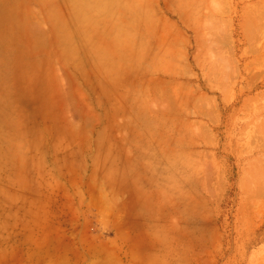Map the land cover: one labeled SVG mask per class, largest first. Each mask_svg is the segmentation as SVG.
<instances>
[{
  "label": "rangeland",
  "instance_id": "rangeland-1",
  "mask_svg": "<svg viewBox=\"0 0 264 264\" xmlns=\"http://www.w3.org/2000/svg\"><path fill=\"white\" fill-rule=\"evenodd\" d=\"M263 3L204 2L168 75L0 91V264H264Z\"/></svg>",
  "mask_w": 264,
  "mask_h": 264
},
{
  "label": "crops",
  "instance_id": "crops-1",
  "mask_svg": "<svg viewBox=\"0 0 264 264\" xmlns=\"http://www.w3.org/2000/svg\"><path fill=\"white\" fill-rule=\"evenodd\" d=\"M208 1L0 0V91L68 88L69 75H168L160 61L170 53L177 69ZM69 62L119 63L128 72Z\"/></svg>",
  "mask_w": 264,
  "mask_h": 264
},
{
  "label": "bare ground",
  "instance_id": "bare-ground-1",
  "mask_svg": "<svg viewBox=\"0 0 264 264\" xmlns=\"http://www.w3.org/2000/svg\"><path fill=\"white\" fill-rule=\"evenodd\" d=\"M264 4V3H263ZM262 6H264V5H262Z\"/></svg>",
  "mask_w": 264,
  "mask_h": 264
}]
</instances>
